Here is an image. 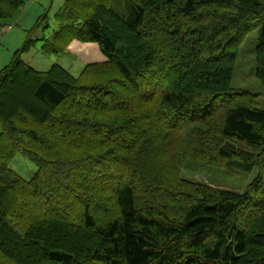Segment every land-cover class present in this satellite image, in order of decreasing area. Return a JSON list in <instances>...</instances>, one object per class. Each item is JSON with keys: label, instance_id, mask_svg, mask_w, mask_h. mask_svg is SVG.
I'll list each match as a JSON object with an SVG mask.
<instances>
[{"label": "trees", "instance_id": "16d2710c", "mask_svg": "<svg viewBox=\"0 0 264 264\" xmlns=\"http://www.w3.org/2000/svg\"><path fill=\"white\" fill-rule=\"evenodd\" d=\"M24 4L0 0V24ZM46 17L0 69V264H264V110L231 89L254 29L264 86V0H64L47 34ZM35 41L106 60L37 70ZM196 165L257 174L236 192L182 176Z\"/></svg>", "mask_w": 264, "mask_h": 264}, {"label": "rangeland", "instance_id": "374dc122", "mask_svg": "<svg viewBox=\"0 0 264 264\" xmlns=\"http://www.w3.org/2000/svg\"><path fill=\"white\" fill-rule=\"evenodd\" d=\"M63 3V0H46L44 6L35 0H25V4L16 16L9 20L6 25L0 24V69L9 63L13 54L24 43L28 30H33V37H38L43 32L44 24L36 26L40 17L46 15L49 28L54 26L53 15ZM44 21V18L43 20ZM7 26H11L7 29ZM258 30L254 29L247 33L237 50L235 69L231 80V89L234 92L249 91L257 95V107L264 110V86L256 77L255 48ZM78 42V41H76ZM71 47V46H69ZM75 48H69L65 53L44 55L41 52V41H35L29 51L22 58L29 62L37 70L45 71L52 64H59L77 77L90 63L102 62L106 57L100 51L96 43L76 44ZM13 171L24 180H30L38 167L25 158L21 153L17 154L11 163ZM257 174L254 169L245 173L236 169L214 168L206 165H196L191 169L183 170L184 178L207 183L211 186L221 187L228 190L243 192L247 183Z\"/></svg>", "mask_w": 264, "mask_h": 264}, {"label": "crops", "instance_id": "0c3cea01", "mask_svg": "<svg viewBox=\"0 0 264 264\" xmlns=\"http://www.w3.org/2000/svg\"><path fill=\"white\" fill-rule=\"evenodd\" d=\"M35 1L41 4V7H40V8H42V6H44V4L46 3V0H35ZM47 1H48V0H47ZM63 1H64V0H63ZM76 44H79V42L73 41V42L70 44L71 47H69V48H75L74 46H76ZM84 44H85V43H84Z\"/></svg>", "mask_w": 264, "mask_h": 264}, {"label": "built area", "instance_id": "2783aa9c", "mask_svg": "<svg viewBox=\"0 0 264 264\" xmlns=\"http://www.w3.org/2000/svg\"><path fill=\"white\" fill-rule=\"evenodd\" d=\"M11 28V26H7V29H10Z\"/></svg>", "mask_w": 264, "mask_h": 264}]
</instances>
